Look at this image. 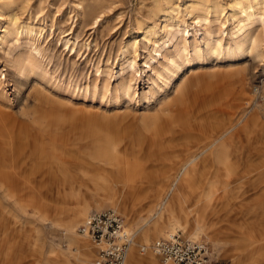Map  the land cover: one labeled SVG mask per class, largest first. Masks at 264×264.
Masks as SVG:
<instances>
[{
    "label": "rangeland",
    "instance_id": "rangeland-1",
    "mask_svg": "<svg viewBox=\"0 0 264 264\" xmlns=\"http://www.w3.org/2000/svg\"><path fill=\"white\" fill-rule=\"evenodd\" d=\"M191 1L195 3L194 13L200 15L199 21H196L194 16L189 17ZM251 1L0 0V101H6L15 110H19L25 94L36 84L44 93L54 96V103L65 106L70 101L72 104L81 105L85 99L84 105L93 110L99 109L102 116L101 109L110 107L112 110L111 92L118 87L122 79L127 81L132 89L128 96L122 95L119 108L131 109L130 115L141 118L147 108L148 99L145 96H149L151 89L150 78H154L152 68L159 67V61L163 58V55L155 53L154 48L170 37L176 36L180 40L181 34L188 39L190 45L194 38H197L202 48L203 33L222 36L225 41L230 33L231 22L243 17L242 10ZM12 17H17L16 24L11 22ZM26 25H29L31 30L24 32ZM4 27L9 28V33L3 31ZM39 31L42 34L38 38ZM253 31L264 45V27L260 22H254ZM67 38L76 41V52L70 50L73 45L71 41L66 44ZM36 50H39V53ZM204 66L206 70H237L247 91L255 95L259 103L264 102V98H261L264 96V47L258 55L253 51L237 62H231L215 53L210 54ZM191 67H195V64L186 66L184 73L187 74ZM184 73L179 75L176 81H179ZM21 82L24 84L15 93V85ZM107 84L109 91L104 92L103 88ZM150 100L148 110H154L159 102L153 98ZM261 112L264 114V106ZM109 113L107 115L114 112ZM112 116L120 128L130 125L128 117ZM207 120L212 122L210 117ZM190 147L192 146L184 141L166 143L162 149L166 155L164 163H158L157 170L151 173L147 183L139 187L140 190L116 195V208L107 203L102 205V209V206L91 208L92 211L113 208L123 216L126 229L129 228L130 233H135L133 240L136 242V253L140 256L138 264H150L148 253L152 254L157 264H164L148 248L167 238L162 235L167 227L166 218L163 217L156 223L159 208L169 200L172 208H179L180 203L176 200L178 198L182 200L184 208H202V202L194 204L196 192L186 191L172 196L170 193H160L157 188V184L170 174V167L182 163L187 158L192 150ZM156 149L153 147L148 150L155 152ZM44 150L49 160L58 161L64 158L65 162L69 163V179L72 185L57 189L54 183L62 178L51 179L43 176L42 171L38 172L37 208L43 216L37 227L40 237L32 239L20 236L12 253L0 255V264H48V261H54L55 255H60L62 250L68 247L64 240L63 228L65 221L73 214L72 209L78 206V202L94 204V200L102 198V191L95 192L94 181L103 178V167H107V164L102 163L101 167L92 166L90 173L81 174V171L74 167H84L90 160L86 150L74 145L71 139L66 143H47ZM59 151L61 153H58ZM143 153L139 151L138 155ZM150 162L155 163H147ZM256 164L255 160L243 162L240 166L252 169ZM208 177L209 174L200 177L201 183ZM10 179L8 185L4 182L6 189L12 188L14 182L20 181V178ZM251 180L252 178L247 177L229 180L226 197L219 201L212 211L206 213V226L210 227L198 241L207 244L214 264H260L258 242L254 241V236H257L263 224L259 211L261 196L257 189L248 190ZM15 192V197L26 199L27 196L22 192ZM25 208L30 210V207ZM16 209L11 197L0 194V223L9 222L11 213ZM148 215L150 218L146 219L149 222L144 226L148 231V239L143 241L139 239L140 218ZM177 232L187 238L188 230L177 229ZM76 235L92 248V257L88 263L91 264L96 255L95 246L89 239ZM3 241L0 237L2 246ZM49 244L53 246L55 254L49 252ZM141 245L147 247L146 252L140 251Z\"/></svg>",
    "mask_w": 264,
    "mask_h": 264
},
{
    "label": "bare ground",
    "instance_id": "bare-ground-1",
    "mask_svg": "<svg viewBox=\"0 0 264 264\" xmlns=\"http://www.w3.org/2000/svg\"><path fill=\"white\" fill-rule=\"evenodd\" d=\"M194 5L193 1L189 3V17L194 16L199 21L200 15L194 13ZM242 12V18L231 22L225 41L222 36L203 33V48L197 38L190 45L183 34L180 40L174 36L155 44V53L163 55V58L159 61V67L152 68L154 78H150L151 89L149 96H145L148 99L147 108L141 118L130 115L131 109L119 108L122 95L128 96L132 89L122 79L111 92L112 110L110 107L101 109L102 116L99 109L86 107L85 99L81 105L70 101L65 106L54 103V96L44 93L36 84L25 94L19 110L6 101H0V194L11 197L17 208L11 213L9 222L0 223V237L4 240V245H0V255L12 253L20 236L37 239L40 235L37 227L43 216L37 208L39 184L36 175L39 171L51 179L62 178L54 183L57 189L72 185L69 163L65 162L64 156L58 161L49 160L44 150L47 143H66L71 139L74 145L84 148L90 161L84 167H74L81 174L90 173L92 166L108 165L103 167V178L94 181L95 192L102 191V198L94 200V204L77 201L78 206L72 209L73 214L65 221L63 228L68 247L60 255H55L54 261H48V264H88L92 248L76 235L78 223L89 214L91 208H99L105 203L116 208L114 201L118 194L140 190L139 187L147 183L151 173L157 170L158 163H164V145L170 141H184L192 146L190 154L182 163L170 167V174L157 184V188L160 193H170L172 196L180 192H196L194 204L202 202V208H184L179 198L176 199L180 203L179 208H172L170 200L167 201L163 207L157 208L156 223L163 217L167 221L162 235L169 237L177 229H186L188 239L199 240L210 227L206 226V213L212 211L228 194V181L252 178L248 190L257 189L261 196L259 211L263 221L254 241L258 242L260 264H264V114L261 112L264 102L259 103L255 95L247 91L237 70H206L204 66L210 54L237 62L253 51L257 55L262 51L264 45L253 31V24L257 21L264 27V0H252ZM16 20L17 17L11 18L13 24H16ZM30 30L29 25L24 27V32ZM3 31L7 34L10 30L4 27ZM41 34L39 31L38 38ZM65 40L66 44L71 41L69 38ZM71 42L70 50L76 52V41ZM36 51L39 53V50ZM191 63L195 67L184 73ZM182 73L181 79L176 81ZM23 84L15 85V93ZM103 90L109 91V85ZM151 98L159 102L154 110H148ZM109 110L114 112L112 115L128 117L130 125L123 128L117 126L114 116L107 115L110 114ZM209 117L212 122L207 120ZM153 147L157 149L150 152L148 149ZM139 151L144 152L143 155L139 156ZM255 160L257 164L252 169L240 166L243 162ZM149 161L155 163L148 164ZM205 174L210 177L201 183L200 177ZM11 177L13 180L20 178V181L6 189L4 182L8 185ZM15 191L22 192L26 199L15 197ZM147 217L150 218L149 215L140 218L139 239L143 241L148 239V231L144 228L149 222ZM132 235L134 239L135 233ZM135 244L133 240L123 264L140 262ZM141 246L147 249L145 245ZM148 248L151 249V245ZM48 249L56 253L50 244ZM148 254L155 264L152 254ZM164 264L174 263L168 261Z\"/></svg>",
    "mask_w": 264,
    "mask_h": 264
},
{
    "label": "built area",
    "instance_id": "built-area-1",
    "mask_svg": "<svg viewBox=\"0 0 264 264\" xmlns=\"http://www.w3.org/2000/svg\"><path fill=\"white\" fill-rule=\"evenodd\" d=\"M77 232L96 248L91 264H123L133 242L123 216L113 208L91 211L78 225ZM151 249L163 263L214 264L206 243L183 238L178 232L155 242ZM140 251H145V247L141 246Z\"/></svg>",
    "mask_w": 264,
    "mask_h": 264
},
{
    "label": "crops",
    "instance_id": "crops-1",
    "mask_svg": "<svg viewBox=\"0 0 264 264\" xmlns=\"http://www.w3.org/2000/svg\"><path fill=\"white\" fill-rule=\"evenodd\" d=\"M107 204H108V203H107ZM103 206H104V205H103ZM103 206L101 207V209L103 208ZM98 211H100V210H98ZM151 259H152V258H150V257L148 258V260H149V263H152V264H154V263L151 261ZM154 259H155V258H154ZM155 264H157V263H155Z\"/></svg>",
    "mask_w": 264,
    "mask_h": 264
}]
</instances>
